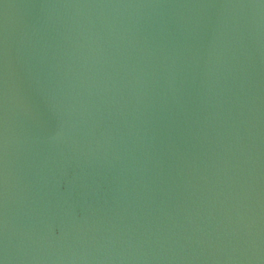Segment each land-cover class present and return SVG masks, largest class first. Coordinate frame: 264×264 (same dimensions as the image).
<instances>
[{
    "label": "water",
    "instance_id": "1",
    "mask_svg": "<svg viewBox=\"0 0 264 264\" xmlns=\"http://www.w3.org/2000/svg\"><path fill=\"white\" fill-rule=\"evenodd\" d=\"M0 264H264V0H0Z\"/></svg>",
    "mask_w": 264,
    "mask_h": 264
}]
</instances>
